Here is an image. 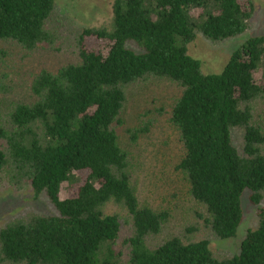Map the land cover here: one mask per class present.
Here are the masks:
<instances>
[{
  "label": "trees",
  "instance_id": "16d2710c",
  "mask_svg": "<svg viewBox=\"0 0 264 264\" xmlns=\"http://www.w3.org/2000/svg\"><path fill=\"white\" fill-rule=\"evenodd\" d=\"M54 9L55 0H0V41L26 53L67 46L74 54L30 76V100L0 91V177L15 190L44 191L56 210L9 218L0 227V264H120L124 222L126 264H264V34L233 51L219 73H204L187 48L197 33L212 42L243 33L254 0H114L109 28H82L66 45L48 24ZM90 37L100 40L96 48ZM157 80L177 95L136 110L123 142L131 92ZM162 115L179 141L162 173L183 180L197 208L193 219L183 216L184 235L153 242L171 212L139 198V140ZM64 186L75 191L60 197ZM244 189L258 226L237 253L218 257L210 238L235 235ZM198 226L207 235L195 237Z\"/></svg>",
  "mask_w": 264,
  "mask_h": 264
},
{
  "label": "rangeland",
  "instance_id": "374dc122",
  "mask_svg": "<svg viewBox=\"0 0 264 264\" xmlns=\"http://www.w3.org/2000/svg\"><path fill=\"white\" fill-rule=\"evenodd\" d=\"M113 1L55 0V9L48 24L51 28H58L57 32L65 41L63 45H66L82 28H109ZM254 3L255 18L243 33L219 42H212L197 33L195 39L187 46L188 54L200 61L201 70L204 73H219L232 52L245 43L248 38L264 34V0H254ZM99 41L90 37L86 42L91 48H96ZM73 58L74 54L67 46L60 52L41 55L39 52L26 53L14 44L0 41V91L10 93L12 99L15 100H30L31 95L26 88L30 83V76L41 68L53 71ZM2 88L6 89L2 90ZM174 95H177V89L174 84L168 81L157 80L148 85L134 87L130 96H133L132 100L129 101L124 114L127 123L121 131L122 141H128L126 129L135 125L136 110L146 107L160 108L163 104L166 106L172 102ZM3 96L5 95L3 94ZM259 108H263L262 102H260ZM166 120V115L160 116L156 120L158 127L156 126L157 128L155 127L151 134L139 140V151L143 152L142 150H144L145 153L139 179V198L151 205L169 209L171 212L167 226L160 235L152 239L153 242L160 241L167 234L184 235L186 223L183 216L188 214L193 219L192 213L197 208L193 204L194 202L189 199L183 180L177 176L169 178L162 173L163 170L169 173L167 168H171L173 165L169 156L175 157L179 150L177 135L174 134L173 128L167 125ZM150 170H153L154 176L149 173ZM79 174L84 179L86 173L80 172ZM74 191V189H66L64 186L60 190V197L71 195ZM240 203L243 217L235 235L226 239L210 238V248L218 257L237 253L246 232L258 226L260 218L257 215V207L250 202L247 189L243 190ZM201 208L199 206V210ZM28 211L41 215L56 213L44 191L34 195L30 186L15 190L8 185L3 176L0 177V227L12 216ZM129 233V226L124 222L117 244L123 255L120 264H126V245L123 244V239ZM207 233L203 227H199V232L195 234V237L207 235Z\"/></svg>",
  "mask_w": 264,
  "mask_h": 264
}]
</instances>
